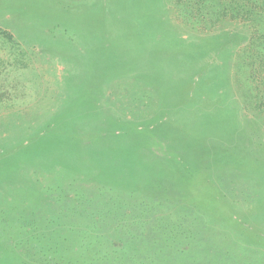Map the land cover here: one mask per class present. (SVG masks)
I'll return each mask as SVG.
<instances>
[{
    "label": "rangeland",
    "instance_id": "obj_1",
    "mask_svg": "<svg viewBox=\"0 0 264 264\" xmlns=\"http://www.w3.org/2000/svg\"><path fill=\"white\" fill-rule=\"evenodd\" d=\"M227 19L0 0V264H264V41Z\"/></svg>",
    "mask_w": 264,
    "mask_h": 264
},
{
    "label": "trees",
    "instance_id": "obj_2",
    "mask_svg": "<svg viewBox=\"0 0 264 264\" xmlns=\"http://www.w3.org/2000/svg\"><path fill=\"white\" fill-rule=\"evenodd\" d=\"M173 3L179 9L185 23L196 25L201 30L215 27L226 18L230 22L242 21L248 24L251 28V39L254 42V45L253 42L251 44L253 46L251 51L255 54L257 61L263 59L261 46L264 41V0H173ZM9 38L11 39L10 36ZM238 60L235 73L240 77L246 73V70L241 54ZM260 73V66L250 68L246 73L248 75L245 85L258 80ZM254 98L257 99V109L264 114V92L261 95L256 92Z\"/></svg>",
    "mask_w": 264,
    "mask_h": 264
}]
</instances>
